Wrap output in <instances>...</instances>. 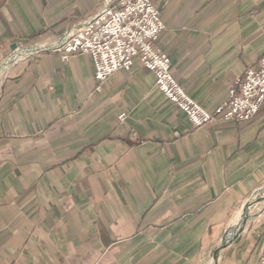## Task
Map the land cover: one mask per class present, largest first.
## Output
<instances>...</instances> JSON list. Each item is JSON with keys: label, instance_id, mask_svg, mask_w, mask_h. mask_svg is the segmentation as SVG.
Returning <instances> with one entry per match:
<instances>
[{"label": "crops", "instance_id": "0c3cea01", "mask_svg": "<svg viewBox=\"0 0 264 264\" xmlns=\"http://www.w3.org/2000/svg\"><path fill=\"white\" fill-rule=\"evenodd\" d=\"M153 2L165 24L156 46L215 110L264 56V0ZM102 3L0 0V63ZM97 85L86 53L41 51L3 71L0 264H205L263 190L264 103L249 121L195 127L138 59ZM251 208L262 213L215 264L259 263L264 204Z\"/></svg>", "mask_w": 264, "mask_h": 264}, {"label": "built area", "instance_id": "2783aa9c", "mask_svg": "<svg viewBox=\"0 0 264 264\" xmlns=\"http://www.w3.org/2000/svg\"><path fill=\"white\" fill-rule=\"evenodd\" d=\"M165 29L160 9L153 0H103L96 14L54 40L19 44L2 62L1 69L41 51H51L67 60L78 53L92 57L97 91L116 72L130 69L138 59L156 75V86L195 127L216 121H249L264 103V56L230 87L229 95L209 111L193 99L175 77L169 55L156 41ZM1 78V74H0ZM124 121L126 112L120 113ZM258 264H264V249Z\"/></svg>", "mask_w": 264, "mask_h": 264}, {"label": "rangeland", "instance_id": "374dc122", "mask_svg": "<svg viewBox=\"0 0 264 264\" xmlns=\"http://www.w3.org/2000/svg\"><path fill=\"white\" fill-rule=\"evenodd\" d=\"M10 55V53L5 57V59H7V57ZM5 59L3 60V61H5ZM2 61V62H3ZM1 65H2V63H0V74H1V76H2V73H3V69H1ZM260 203L261 204H264V187H263V190L261 191V194L260 195H258V197L256 198V199H254V203H253V205L252 206H254V205H256V204H259L260 205ZM260 207V206H259ZM261 209V208H260ZM264 212V211H263ZM247 213H248V215L249 216H251L253 213H255V215L256 214H261L262 213V209L261 210H256L255 209V211H254V209L253 208H249L248 209V211H247ZM239 232H238V230H235V231H227V234H228V237H232L233 239H235L236 238V235L238 234ZM232 239V240H233ZM221 245H222V243L218 246V247H221ZM215 251V250H214ZM214 251L213 252H211L208 256H207V261H206V263L205 264H215L216 263V256L218 255V253L217 254H214ZM220 253V252H219Z\"/></svg>", "mask_w": 264, "mask_h": 264}, {"label": "water", "instance_id": "95a60500", "mask_svg": "<svg viewBox=\"0 0 264 264\" xmlns=\"http://www.w3.org/2000/svg\"><path fill=\"white\" fill-rule=\"evenodd\" d=\"M15 48V47H14ZM254 203V200L251 202V204L247 205L244 209H243V212L241 214V218H240V223L238 224L237 226V229L238 232H240L244 227H245V224L247 222V220L250 218V216L248 215L247 211L248 209L253 205ZM237 236V235H236ZM233 238L230 236L228 237V234L226 232L225 234V238L224 240L222 241V245L221 247H218L215 251H214V254H217L219 253Z\"/></svg>", "mask_w": 264, "mask_h": 264}]
</instances>
